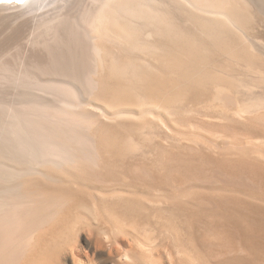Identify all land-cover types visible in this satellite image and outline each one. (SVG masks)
<instances>
[{
	"label": "bare ground",
	"instance_id": "obj_1",
	"mask_svg": "<svg viewBox=\"0 0 264 264\" xmlns=\"http://www.w3.org/2000/svg\"><path fill=\"white\" fill-rule=\"evenodd\" d=\"M0 20V264H264V0Z\"/></svg>",
	"mask_w": 264,
	"mask_h": 264
},
{
	"label": "rangeland",
	"instance_id": "obj_2",
	"mask_svg": "<svg viewBox=\"0 0 264 264\" xmlns=\"http://www.w3.org/2000/svg\"><path fill=\"white\" fill-rule=\"evenodd\" d=\"M6 25H7L6 21H5V22H2V21L0 20V32H1V30L5 29V26H6Z\"/></svg>",
	"mask_w": 264,
	"mask_h": 264
}]
</instances>
